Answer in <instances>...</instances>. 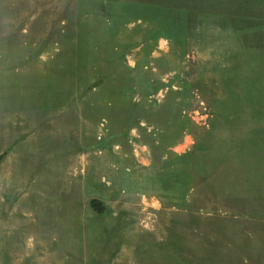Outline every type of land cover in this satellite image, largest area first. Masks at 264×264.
Listing matches in <instances>:
<instances>
[{
	"label": "rangeland",
	"instance_id": "374dc122",
	"mask_svg": "<svg viewBox=\"0 0 264 264\" xmlns=\"http://www.w3.org/2000/svg\"><path fill=\"white\" fill-rule=\"evenodd\" d=\"M4 154L0 264H264V0H0Z\"/></svg>",
	"mask_w": 264,
	"mask_h": 264
},
{
	"label": "trees",
	"instance_id": "16d2710c",
	"mask_svg": "<svg viewBox=\"0 0 264 264\" xmlns=\"http://www.w3.org/2000/svg\"><path fill=\"white\" fill-rule=\"evenodd\" d=\"M4 156L5 154L2 156V158L0 157V159H3ZM92 206L99 213H103L105 211V207L98 200H92Z\"/></svg>",
	"mask_w": 264,
	"mask_h": 264
}]
</instances>
